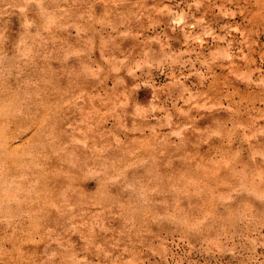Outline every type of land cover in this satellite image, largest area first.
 I'll use <instances>...</instances> for the list:
<instances>
[{"label": "rangeland", "instance_id": "1", "mask_svg": "<svg viewBox=\"0 0 264 264\" xmlns=\"http://www.w3.org/2000/svg\"><path fill=\"white\" fill-rule=\"evenodd\" d=\"M0 264H264V0H0Z\"/></svg>", "mask_w": 264, "mask_h": 264}]
</instances>
